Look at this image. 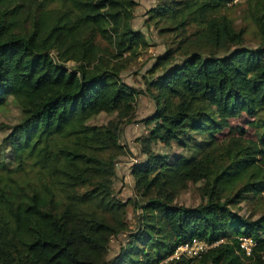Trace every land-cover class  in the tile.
<instances>
[{
    "label": "trees",
    "instance_id": "obj_1",
    "mask_svg": "<svg viewBox=\"0 0 264 264\" xmlns=\"http://www.w3.org/2000/svg\"><path fill=\"white\" fill-rule=\"evenodd\" d=\"M239 5L250 44L229 13ZM135 6L0 0V108L11 99L18 112L1 131L0 264H264V0H157L144 24L169 41L141 88L122 77L149 47ZM139 94L154 111L139 121L145 158L122 200V125ZM100 114L111 118L89 123ZM242 116L253 135L223 137V121ZM189 183L198 204L177 200ZM193 239L213 246L166 260Z\"/></svg>",
    "mask_w": 264,
    "mask_h": 264
},
{
    "label": "rangeland",
    "instance_id": "obj_2",
    "mask_svg": "<svg viewBox=\"0 0 264 264\" xmlns=\"http://www.w3.org/2000/svg\"><path fill=\"white\" fill-rule=\"evenodd\" d=\"M136 2V6L134 8V17L131 22V26L135 30H141L148 39L149 47L147 50H142L141 54L137 59L131 62L129 68L125 70L122 74L123 80L133 85L137 88L143 87V75L146 70H148L151 64L154 62V59L157 55H160L164 52L166 43L169 41L167 36H163L158 34L157 30L154 29L153 26L147 27L144 24L145 19L148 16L149 10L155 6L157 0H134ZM236 1V0H235ZM229 13L234 20H237L239 25H247L248 30L246 33L247 44L252 43L251 40L252 34L251 32V21L247 16H243L242 7L234 6L229 10ZM242 18V19H241ZM101 44H105L103 39L100 40ZM73 63H67V66L72 65ZM154 111V103L153 101L145 94H139L137 97V103L135 108L134 117L130 122H127L122 125V136L121 143L127 145L128 147V155L120 157L117 164V177L114 183V189L116 194L122 200L127 199L131 196V185H132V177L130 175V166L142 159H144V155L140 151V146L136 142V139L140 136L146 135L147 129L143 126L139 121L151 115ZM16 106L13 104L11 99H8L7 105L3 108H0V140L2 136L3 124H9L14 121L17 117ZM111 116L107 114H100L97 117L90 120L89 123L92 124H102L106 123ZM248 118L242 116L241 118H233L229 120L223 121V137L228 135L229 126H244L248 129V135H253L252 126H248L247 123ZM159 149L160 147L157 146ZM178 148H174L173 152H178ZM196 184L189 183L186 190L182 191L177 200L180 203L186 205H195L201 202L200 197L196 191ZM241 213L247 212L243 207L240 210ZM131 209H129V216H131ZM125 240L124 235L118 236L116 239H113L111 242V255L115 254L118 249L120 242Z\"/></svg>",
    "mask_w": 264,
    "mask_h": 264
},
{
    "label": "built area",
    "instance_id": "obj_3",
    "mask_svg": "<svg viewBox=\"0 0 264 264\" xmlns=\"http://www.w3.org/2000/svg\"><path fill=\"white\" fill-rule=\"evenodd\" d=\"M240 240H241L240 246L245 250L247 254H249L253 243L251 242V240L245 237H242ZM212 246L213 245H209L205 241L199 239H193L189 243H185L177 246L173 254L170 257H168L166 260L180 259L182 257L200 258Z\"/></svg>",
    "mask_w": 264,
    "mask_h": 264
}]
</instances>
